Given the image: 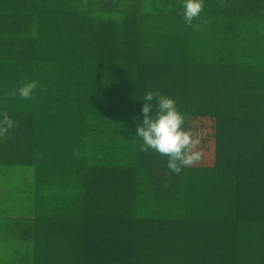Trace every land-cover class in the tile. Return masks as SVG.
Listing matches in <instances>:
<instances>
[{
    "label": "trees",
    "instance_id": "obj_1",
    "mask_svg": "<svg viewBox=\"0 0 264 264\" xmlns=\"http://www.w3.org/2000/svg\"><path fill=\"white\" fill-rule=\"evenodd\" d=\"M223 2L189 27L183 0H0V158L35 180L0 184L31 222L0 264H264V0ZM149 91L216 122L213 165L140 151Z\"/></svg>",
    "mask_w": 264,
    "mask_h": 264
},
{
    "label": "clouds",
    "instance_id": "obj_2",
    "mask_svg": "<svg viewBox=\"0 0 264 264\" xmlns=\"http://www.w3.org/2000/svg\"><path fill=\"white\" fill-rule=\"evenodd\" d=\"M224 6L223 0H220V7ZM182 7L186 25L192 27L193 21L200 19L204 10V0H183ZM199 27L197 24L196 28ZM37 87L38 81L25 82L18 89L5 94L4 99L17 96L24 100L32 99ZM144 101L141 113L143 119L137 125L136 132L143 142L140 151L148 153L152 150L168 157L167 167L175 174L201 161L204 156L201 135L198 131L185 128L188 117L178 110L176 101L159 91L147 92ZM19 126L7 112L0 113V138L6 140L9 131Z\"/></svg>",
    "mask_w": 264,
    "mask_h": 264
},
{
    "label": "rangeland",
    "instance_id": "obj_3",
    "mask_svg": "<svg viewBox=\"0 0 264 264\" xmlns=\"http://www.w3.org/2000/svg\"><path fill=\"white\" fill-rule=\"evenodd\" d=\"M202 36L205 37L206 39H209L211 42H214L219 39L218 35L214 32L208 35L205 32H203ZM210 47L211 46L208 45L207 49H210ZM212 152H214V148ZM213 163L214 160H209L207 157L205 160L199 161L195 165H202V164L213 165ZM27 174L32 175L33 171L31 169H26L22 165V163L16 162V168L14 169V166H12L11 163L5 161V159L1 160L0 158V184L8 186L13 190L22 191L23 197H19L18 196L19 194H17V199L19 201V204L20 203L27 204L28 202L27 190L29 189L28 182H35L34 178L28 177ZM8 175L12 176V180L8 177ZM15 197L16 195L13 194V196L10 199L11 204L8 205L9 209H0V226H1L0 236H6L10 239L16 234L21 236L23 229L26 226L31 225L30 220H27L22 215L20 216L16 215L12 210H10L14 206ZM25 207L27 209V206ZM20 241H22L21 237H20Z\"/></svg>",
    "mask_w": 264,
    "mask_h": 264
},
{
    "label": "built area",
    "instance_id": "obj_4",
    "mask_svg": "<svg viewBox=\"0 0 264 264\" xmlns=\"http://www.w3.org/2000/svg\"><path fill=\"white\" fill-rule=\"evenodd\" d=\"M189 124L191 129H193L194 131H198L200 133L202 141L208 143V148L210 150H213L215 145L213 127L216 126V122L214 120H210L206 118H197L191 120Z\"/></svg>",
    "mask_w": 264,
    "mask_h": 264
}]
</instances>
